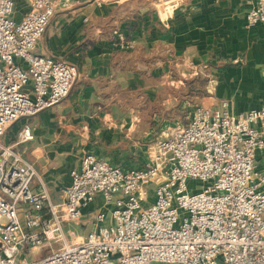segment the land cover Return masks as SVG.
<instances>
[{
	"label": "built area",
	"instance_id": "2783aa9c",
	"mask_svg": "<svg viewBox=\"0 0 264 264\" xmlns=\"http://www.w3.org/2000/svg\"><path fill=\"white\" fill-rule=\"evenodd\" d=\"M29 1L15 20V1L0 0V264H264V170L257 166L264 104L238 114L226 101L195 105L139 167L87 152L70 171L62 200H52L34 164L1 138L72 91L77 68L36 47L56 11L73 0ZM121 1L94 0L97 6ZM246 21L264 23V0ZM111 45L135 46L121 29ZM17 139H33L29 124ZM94 204L96 226L84 237L68 231ZM42 247L50 248L46 256H24Z\"/></svg>",
	"mask_w": 264,
	"mask_h": 264
},
{
	"label": "crops",
	"instance_id": "0c3cea01",
	"mask_svg": "<svg viewBox=\"0 0 264 264\" xmlns=\"http://www.w3.org/2000/svg\"><path fill=\"white\" fill-rule=\"evenodd\" d=\"M14 1L12 17L20 20L30 1ZM256 1L122 0L97 6L94 0H73L56 11L36 47L77 68L72 91L8 127L1 140L34 164L59 202L70 171L87 152L126 169L139 167L156 146L149 150L148 141L158 127L186 121L195 105L226 101L234 114L261 107L264 23L248 27L246 21ZM115 29L131 37L132 50L111 45ZM198 74L209 77L208 95L182 97ZM25 123L33 139L17 142ZM33 189L41 191V182ZM96 209L94 204L84 210L81 226L88 232L96 226Z\"/></svg>",
	"mask_w": 264,
	"mask_h": 264
},
{
	"label": "rangeland",
	"instance_id": "374dc122",
	"mask_svg": "<svg viewBox=\"0 0 264 264\" xmlns=\"http://www.w3.org/2000/svg\"><path fill=\"white\" fill-rule=\"evenodd\" d=\"M171 124L172 123H170L168 126H166L164 128H159L158 127V131H156L155 134H153V136L149 137V141H148L149 150H151V147L153 145H155V143L157 141H159L160 139H162L164 137L165 132L167 131L169 126H171ZM263 158H264V151H263L262 155L259 156V159L257 161V166H258V168L260 170L264 169V166L261 165L262 162L260 163V160L261 159L263 160ZM110 209H111V207H110ZM93 214H94V210L90 213V215L88 217V220L91 219ZM71 229L75 230L77 232V235L80 236V237H84L87 234V232H88V228H86V227L82 228L81 222L79 224L70 223L68 225V227H67V230L70 231ZM49 252H50V248L49 247H42L39 250H36V251H33V252H28L27 253L28 255L25 254L24 256H26L28 259H31V258L38 259V258H41L43 256H46ZM152 264H174V263L152 262Z\"/></svg>",
	"mask_w": 264,
	"mask_h": 264
},
{
	"label": "trees",
	"instance_id": "16d2710c",
	"mask_svg": "<svg viewBox=\"0 0 264 264\" xmlns=\"http://www.w3.org/2000/svg\"><path fill=\"white\" fill-rule=\"evenodd\" d=\"M130 37L129 35H127ZM209 77L201 74L189 79L186 83V87L182 89L181 96L185 98L203 97L208 95L207 85Z\"/></svg>",
	"mask_w": 264,
	"mask_h": 264
}]
</instances>
